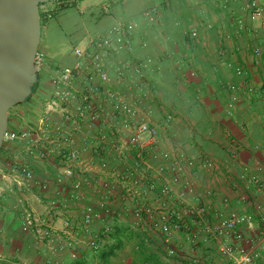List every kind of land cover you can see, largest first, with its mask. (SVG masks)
<instances>
[{"label": "built area", "instance_id": "obj_1", "mask_svg": "<svg viewBox=\"0 0 264 264\" xmlns=\"http://www.w3.org/2000/svg\"><path fill=\"white\" fill-rule=\"evenodd\" d=\"M213 1L225 10L230 0ZM51 3L60 9L72 0ZM246 8L250 22L264 31V0H246ZM43 12L49 16V9ZM159 18L155 6L142 12L149 26L158 25ZM234 24L237 34L246 28L242 18H235ZM137 29L138 23L118 19L73 47L72 66L54 68L41 114L24 128L8 126L4 133L0 195L17 188L21 232L33 234L50 253L67 250L71 259L79 256L77 234H83L87 248L97 254L110 234L125 224L144 246L158 250L170 263L208 264L199 252L204 248L211 249L220 264L264 263V200L260 198L264 196V161L255 157L236 171H224L221 163L235 164L242 150L230 132H223L225 160L220 162L197 143L198 133L187 113L160 108L161 115L154 118L152 109L144 107L152 100L145 83L150 60L120 58L132 53ZM183 34L186 46L198 43L196 28ZM219 36L229 35L221 30ZM223 54L220 50L218 55ZM261 54L259 47L253 48L255 60ZM34 65L38 72L42 70L43 54L37 53ZM233 72L241 77L244 68L236 64ZM196 75L195 70L188 73L190 78ZM240 89L264 105V78L242 88L227 83L225 113L229 117L237 112ZM18 119L23 120L21 115ZM175 122L186 126L187 135L170 142L165 130ZM16 144L24 149V157L15 153ZM262 147L264 137L250 150L258 152ZM32 160L53 162L55 182H69L65 195L50 190L48 181L32 169ZM30 190L40 195L44 214L24 204ZM87 190L94 201L83 204L76 233L70 221L63 220L65 240L55 244L51 214L67 207L68 200L85 201ZM4 260L0 253V262ZM51 263L50 259L44 262Z\"/></svg>", "mask_w": 264, "mask_h": 264}, {"label": "crops", "instance_id": "obj_2", "mask_svg": "<svg viewBox=\"0 0 264 264\" xmlns=\"http://www.w3.org/2000/svg\"><path fill=\"white\" fill-rule=\"evenodd\" d=\"M46 5L45 10L49 9V13L53 14L42 24L38 52L44 56V65L39 72V82L33 96L21 106L22 108L9 111L8 126L14 129L24 128L28 122L26 118L33 120L41 114L42 97L48 93L49 77L54 68L73 65L75 59L72 49L83 44L85 36L91 34L87 26H97L98 15L107 19L101 22L100 31L96 34L102 33L118 19L123 18L138 23V29L134 36L132 53L121 55L120 58L150 60L145 83L148 84V95L152 96V100L144 107L152 109L154 118L161 115L160 108H175L187 113L198 133L197 143L219 158L220 162L225 160V152L222 149L223 132H230L237 138L242 150L235 164L226 166L221 163L224 171H236L244 164H250L255 157L264 161V147L258 152L250 150L252 144L260 142L264 137V105L257 96L247 97L243 89H240L236 114L229 117L225 113L227 83L240 85L242 88V85L264 78V35L256 34L264 31L257 28V24L250 22L246 0H230L225 10L217 7L213 0L200 3H197V0H72L65 9L74 8L76 15L66 14L61 17L71 25L63 39L55 35L51 21L64 9H54L52 3ZM154 6L159 9V24L149 26L142 20V12ZM43 13L44 17L48 16ZM237 17L244 20L246 27L239 34L236 33L234 24ZM208 24L211 27L208 28ZM190 28L198 30V43L186 46L183 33ZM221 30L229 36L220 38ZM141 42H145L147 46L142 48ZM254 47H259L262 51L258 60L253 57ZM220 50L224 51L221 57L218 55ZM236 64L244 68V75L241 77H237L233 72ZM190 70L197 72L195 78L188 76ZM155 100L157 101L154 102ZM20 115L22 121H18ZM186 130L183 123L175 122L173 126L166 128L165 136L170 142L181 137L186 138ZM13 147L15 153L24 157V149L20 144ZM30 163L36 174L48 181L51 191L66 194L69 182L66 180L61 185L55 182L56 168L52 161L32 160ZM19 193L14 187L12 192L4 191L0 195V253L5 257L0 264H44L47 259L52 261L51 264L130 263L131 257L120 255L121 251L129 248L118 247L113 238L117 232L129 230L125 224H121L110 234L97 254L87 248L86 238L81 233L77 234V258L71 259L67 250L50 253L47 245L39 243L33 234L21 232L18 217ZM85 196V201L68 200L67 207H59L51 214L55 244L65 240L62 231L63 220H69L71 231L76 233L83 204L94 201L89 190L85 192ZM260 198L264 200V196ZM24 204L37 214L45 212L44 203L35 190L25 193ZM106 217L102 215V218ZM109 250H113L111 255L104 259ZM207 262L209 264V260ZM167 263L175 264L168 261Z\"/></svg>", "mask_w": 264, "mask_h": 264}, {"label": "water", "instance_id": "obj_3", "mask_svg": "<svg viewBox=\"0 0 264 264\" xmlns=\"http://www.w3.org/2000/svg\"><path fill=\"white\" fill-rule=\"evenodd\" d=\"M50 0H0V154L8 113L34 94L41 38L40 5Z\"/></svg>", "mask_w": 264, "mask_h": 264}, {"label": "trees", "instance_id": "obj_4", "mask_svg": "<svg viewBox=\"0 0 264 264\" xmlns=\"http://www.w3.org/2000/svg\"><path fill=\"white\" fill-rule=\"evenodd\" d=\"M39 11L42 26L44 20L52 17L53 13L50 12L49 16L44 17L43 11L41 9ZM37 85L38 84H35L34 91ZM113 238H115L116 244L119 245L118 247L127 246L129 248V257H131L129 264H168L163 261L158 250L144 246L139 238V235L134 231L126 230L122 233L117 232L113 235ZM112 251L113 250H109V253H106L104 259H107V257L111 255Z\"/></svg>", "mask_w": 264, "mask_h": 264}, {"label": "rangeland", "instance_id": "obj_5", "mask_svg": "<svg viewBox=\"0 0 264 264\" xmlns=\"http://www.w3.org/2000/svg\"><path fill=\"white\" fill-rule=\"evenodd\" d=\"M52 1L53 0H50L49 2L40 5V9L42 11L45 10L46 9V6H47L46 4L51 3ZM75 12H76V10L74 8H72V7H69L67 9L62 10V11H59V13L56 16V18L51 21V24L53 25L52 26V28H53L52 30L55 33V35H57L58 37H60L62 39L64 38L63 35L64 34L66 35V33L70 29L71 25H69L68 23H66L61 17L63 15H66V14H69V15L75 14L76 15ZM106 19L107 18L105 16L98 15V17H97V20H98L97 26H91V25H88L87 26V28L90 30L89 32L92 35L98 33L100 31V28H101V22H104ZM257 30H259V29H257ZM256 34H258L260 36V34L264 35V32H262V33L258 32ZM21 106L22 105H18V106L14 107V108L20 109V108H22ZM24 117H26V116H24ZM26 119L28 121L29 120H32L30 117H28ZM210 251H212V250L209 249V248H207L206 250H199V252H201L202 255L209 260V264H220L219 259L212 252H210ZM120 255L121 256L122 255H124V256L126 255L125 257L129 256V250L127 249L125 251H121L120 252ZM163 261L167 263V261L165 259H163Z\"/></svg>", "mask_w": 264, "mask_h": 264}]
</instances>
